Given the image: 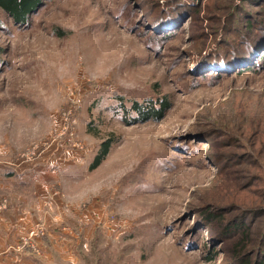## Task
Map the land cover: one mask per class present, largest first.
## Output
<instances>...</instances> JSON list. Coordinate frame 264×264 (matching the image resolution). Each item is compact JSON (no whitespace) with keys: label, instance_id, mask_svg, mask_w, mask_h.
Here are the masks:
<instances>
[{"label":"rangeland","instance_id":"obj_1","mask_svg":"<svg viewBox=\"0 0 264 264\" xmlns=\"http://www.w3.org/2000/svg\"><path fill=\"white\" fill-rule=\"evenodd\" d=\"M247 1L39 0L23 25L0 8V175L48 185L0 188V219L46 228L31 264L264 260V0Z\"/></svg>","mask_w":264,"mask_h":264},{"label":"crops","instance_id":"obj_2","mask_svg":"<svg viewBox=\"0 0 264 264\" xmlns=\"http://www.w3.org/2000/svg\"><path fill=\"white\" fill-rule=\"evenodd\" d=\"M35 175L36 173H33L32 171H18L13 174L3 172L0 175L1 191L18 189V187L22 189L30 187L33 190L35 189L34 195L35 193L42 195V192L47 189L48 185L44 186L43 184L35 181ZM12 176H16V179L14 180L13 185L10 186L8 180L10 179L9 177ZM53 178L56 177L52 176L50 180H55ZM13 202L14 204L20 203V201L15 200ZM36 221L37 220H35L33 216L25 217L23 215L21 218L14 220L0 219V264H31V254L25 252L26 250L19 249L18 246L20 244V237L23 235V233H25V231L28 230L31 225L37 223ZM41 243L38 244L37 252L32 251V254L35 253L33 254L35 257H39L43 253L42 249L45 248V244L41 245Z\"/></svg>","mask_w":264,"mask_h":264},{"label":"trees","instance_id":"obj_3","mask_svg":"<svg viewBox=\"0 0 264 264\" xmlns=\"http://www.w3.org/2000/svg\"><path fill=\"white\" fill-rule=\"evenodd\" d=\"M247 1V0H246ZM248 2V1H247ZM39 4V0H0V8L10 16L13 21L17 24L23 25L29 14H31ZM251 25V23H247ZM264 64V59H263ZM249 68V67H248ZM168 102L165 99H160L158 101L147 100L146 102L133 101L130 105L131 112L135 113V117L130 119V123L144 122L149 120H159L163 117L164 111H166L169 106ZM129 122V121H128ZM112 139L108 138L100 143L99 151L96 153V156L93 157L92 162L89 165V169H93L99 165V163L104 159L108 153ZM210 216V214H208ZM243 247L237 244L236 255L241 251ZM264 251V248H263ZM211 252L207 259L214 260ZM239 258V257H238ZM255 261V262H254ZM253 264H264V260L258 261L254 260ZM240 264H246V259L239 258ZM251 264V263H250Z\"/></svg>","mask_w":264,"mask_h":264},{"label":"built area","instance_id":"obj_4","mask_svg":"<svg viewBox=\"0 0 264 264\" xmlns=\"http://www.w3.org/2000/svg\"><path fill=\"white\" fill-rule=\"evenodd\" d=\"M2 206L5 205L2 203ZM46 228L42 223H35L31 225L23 237L20 239L19 249L30 248L33 252L38 250V241L45 236Z\"/></svg>","mask_w":264,"mask_h":264}]
</instances>
